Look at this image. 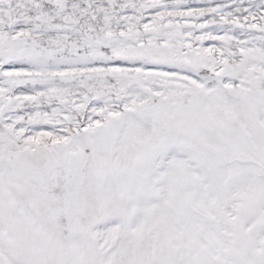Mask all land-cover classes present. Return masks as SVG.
Wrapping results in <instances>:
<instances>
[{
	"label": "snow or ice",
	"instance_id": "6c2138e0",
	"mask_svg": "<svg viewBox=\"0 0 264 264\" xmlns=\"http://www.w3.org/2000/svg\"><path fill=\"white\" fill-rule=\"evenodd\" d=\"M0 264H264V0H0Z\"/></svg>",
	"mask_w": 264,
	"mask_h": 264
}]
</instances>
